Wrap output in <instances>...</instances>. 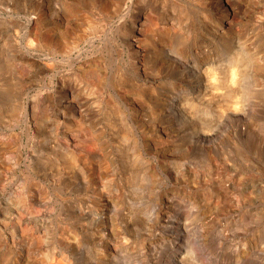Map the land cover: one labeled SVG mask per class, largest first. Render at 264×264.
I'll return each mask as SVG.
<instances>
[{"label": "rangeland", "instance_id": "obj_1", "mask_svg": "<svg viewBox=\"0 0 264 264\" xmlns=\"http://www.w3.org/2000/svg\"><path fill=\"white\" fill-rule=\"evenodd\" d=\"M160 1L154 14L179 27L157 23L176 34L153 46L138 87L133 64L144 56L132 37L122 40L124 0H0V142L10 143L0 144L8 162L0 167V264H35L43 253L53 264H168L178 244L196 264H264V20L256 13L264 0L239 9L228 40L216 32L212 2ZM62 4L73 9L68 19ZM136 14L128 17L139 30ZM32 20L71 45L37 48ZM124 80L137 93L118 89ZM66 135L106 170L94 162L88 173L79 163L71 173ZM17 212L34 241L12 242Z\"/></svg>", "mask_w": 264, "mask_h": 264}, {"label": "bare ground", "instance_id": "obj_2", "mask_svg": "<svg viewBox=\"0 0 264 264\" xmlns=\"http://www.w3.org/2000/svg\"><path fill=\"white\" fill-rule=\"evenodd\" d=\"M45 1V0H44ZM160 1V0H159ZM175 1L176 5L177 6H188L190 4H210V2H212L215 6H217V10L218 12L220 13V17H219V20L217 21V23H214L215 25V28H216V32L218 33V35L220 36V38L222 39H227V37L231 34L233 28L235 27V18L237 16V14H239V9H241L243 6H245V4H250L252 0H173ZM161 2V1H160ZM55 3V2H54ZM59 3V2H58ZM155 0H124V3H123V7L121 9V16H120V21L119 23L121 24L122 28H123V31H122V40H128V38L132 37L131 41V48L133 46L135 47H140V49L142 48V52H143V56L142 55L140 56L138 53H137V56H139L140 60L138 62H136L135 64H133V67H134V71L136 72V79L137 81L140 82V84L137 82L138 84V87L139 86H143L145 84V77L143 78L144 74H147L148 73V70L146 68V63H145V60L148 59V56L151 55L152 56H155V52L153 51V46H156L157 43H160V42H165V41H170L173 36V34H176V30L173 31L172 28L170 27H167L165 25L161 26L160 29L157 28V23H165V24H170V26H172V24L174 25L173 27H175L176 29H178V25L176 23V21L173 23L172 20L166 16L165 14H163L162 12H159L157 13V15L154 14V8H155ZM53 4V3H51ZM203 5V4H202ZM47 6V5H46ZM49 6V5H48ZM47 6V7H48ZM53 6V5H52ZM200 6V5H198ZM59 7L61 8L60 9V12L62 13L61 16L63 17H66L67 19L69 18V13L72 12L73 9H67L68 7L67 6H63L62 5H59ZM150 8L147 12H141V10L144 8ZM254 7V6H253ZM55 8V7H54ZM58 8V7H57ZM258 9V8H256ZM38 10V9H37ZM41 10V9H39ZM136 10V16H135V19L139 18L141 19V23L140 24V29L138 30L137 27L138 25L135 23V21L133 19H130V17H128V14L130 15V13H132L133 11ZM55 11V9H54ZM53 11V12H54ZM101 11V10H100ZM183 11V10H182ZM56 13H57V10H56ZM255 13V12H254ZM257 13V17H258V20L259 21H263L264 20V12H261V11H256ZM53 14V13H52ZM177 15V14H176ZM186 14H182L181 16H185ZM36 16V15H35ZM47 17V16H46ZM50 17V16H49ZM57 18V17H56ZM172 18V17H171ZM237 18V17H236ZM37 21H41L43 19H41V17H39V15H37V18H36ZM46 20V18H45ZM63 20V19H62ZM237 20V19H236ZM33 21V20H32ZM31 21V26L32 28L30 29V32L32 33L31 35H33L36 39V46L37 48H42V47H46L47 49H49V51H54L55 49L59 50L60 52H65V50L71 45L70 41H68L65 33H63V35L59 36L58 38L55 37V39L52 37H49L44 35V33L42 34L41 30H40V25L39 23L37 24L35 21L32 22ZM47 21V20H46ZM65 21V20H64ZM86 23L88 27L90 28H94L96 29V22L94 20H92V17L90 16H85L83 17V23ZM257 23V22H256ZM261 23V22H260ZM45 24V23H44ZM58 24V23H57ZM42 25V24H41ZM46 25V24H45ZM53 25V23H52ZM75 25V24H74ZM73 25V26H74ZM238 25V24H237ZM59 28H61L62 26L59 24L57 25ZM73 26L71 28H73ZM79 27V26H78ZM180 29V28H179ZM43 30H44V27H43ZM182 30V29H181ZM69 31V30H68ZM52 32V31H51ZM63 32H66L63 31ZM71 29L69 31V33H71ZM53 34V32L51 33ZM235 34V33H234ZM79 36V35H78ZM228 40V39H227ZM230 43V42H229ZM28 49L31 48L32 46V42L31 40L27 43L24 44ZM44 47V48H45ZM130 48V47H129ZM157 49V48H156ZM132 50V49H131ZM238 53V52H237ZM135 54V53H134ZM163 54V53H162ZM200 54V53H199ZM157 58V56H156ZM239 61V60H238ZM10 62V61H9ZM192 64V63H191ZM230 66V65H229ZM214 67V66H213ZM234 65L232 66L231 65V68H233ZM194 68V67H193ZM216 68V67H215ZM218 68V67H217ZM230 68V69H231ZM237 67L235 66V69ZM11 69L13 72L17 73L18 71L15 70L14 67L11 66ZM235 69H232L231 75L234 74L235 76ZM260 69V68H259ZM10 70V69H9ZM210 70V68L208 69ZM214 70V69H213ZM213 70H211V72H213ZM187 71V70H186ZM216 71V70H214ZM258 71V70H257ZM191 72V71H190ZM210 72V75L214 74L212 73L211 74ZM12 73V72H11ZM86 74H88V76H95L96 73L94 71V68H88L86 70ZM217 74V73H216ZM188 75V74H187ZM216 76V75H215ZM237 76V75H236ZM155 77V76H154ZM211 77H213L214 79V75H212ZM236 78V77H235ZM129 79V78H128ZM217 80V79H216ZM236 79H234L235 81ZM129 81V80H128ZM219 81V80H218ZM217 81V82H218ZM211 82V81H210ZM217 82L215 84H217ZM222 82V81H221ZM231 82V80H230ZM229 82V84H230ZM130 83V84H129ZM239 83V82H238ZM135 82L133 81H129V82H126L125 80L124 81H120L119 84H118V89H121L124 94H126V92H134V93H137V90L134 86ZM130 85V86H129ZM132 85V86H131ZM222 85V84H221ZM224 85V84H223ZM233 85V84H232ZM237 85V84H236ZM239 86V85H238ZM215 87V86H214ZM222 87V86H221ZM143 88V87H142ZM218 88V87H217ZM150 89V88H149ZM230 89V88H229ZM227 90V89H226ZM224 90V91H226ZM139 91V90H138ZM237 91V90H236ZM235 93V90H229L227 92V95H232ZM240 93V92H239ZM223 94V93H222ZM241 94V93H240ZM245 94V93H244ZM175 95V94H173ZM136 96V101H140L139 100V97L135 94ZM224 96V95H223ZM237 96V94H236ZM247 96V95H246ZM243 97V95H242ZM67 98V95L66 94H63L62 95V100L65 101ZM228 98V97H227ZM241 98V97H240ZM135 101V100H134ZM135 101V102H136ZM177 101V100H176ZM134 103V102H133ZM137 105V104H136ZM178 105V104H177ZM192 105V104H191ZM190 105V106H191ZM194 105V104H193ZM192 107V106H191ZM194 107V106H193ZM184 109V108H183ZM182 109V110H183ZM138 110V109H137ZM172 110L175 111L176 113V116H180L181 114L179 113L177 107L174 105L172 107ZM189 112V111H188ZM11 113L13 114L14 113V109H11ZM204 113V112H203ZM194 114V113H193ZM24 118L27 119V117H29V111L27 110H24ZM34 116L33 112H32V115ZM178 119V118H176ZM80 120L79 121H75L74 122V125H72L73 128L77 129L78 127H80ZM3 130L5 131H8L10 129H7L6 126H3L2 127ZM252 129V128H251ZM125 136V133H122V136L121 137H124ZM9 143V142H8ZM7 142H0L1 144V148L2 149H9L10 148V143L8 144ZM64 144L67 146V149L69 151V156L66 158V167L71 170L70 172L71 173H75V171H77L78 166L77 164H82L83 165V169L87 170L88 173L91 171L92 167L95 165L94 162L96 163H99L101 164V169H103L104 171L106 170L107 166H106V163L104 162V160L101 158V159H96L94 160L93 159V156L90 154V153H87L85 150L83 151L81 149V143L78 142V141H74L70 136H65V142ZM69 144H72V147L74 148V152L71 153V150L72 148H69L68 145ZM124 154V153H123ZM125 156V155H124ZM128 157V156H127ZM3 164V167H7L8 166V162L7 161H3L0 160V167L2 166ZM100 166V165H99ZM218 168V167H217ZM67 169V170H68ZM131 169V168H129ZM74 170V171H73ZM130 171V170H129ZM183 171V170H182ZM194 171V170H193ZM69 172V171H67ZM181 172V171H180ZM222 173L223 172V169L220 167L219 170H218V173ZM173 173V172H172ZM192 174V173H191ZM226 174V173H225ZM90 175H93L92 173ZM102 175V174H101ZM169 175V174H168ZM98 177V175H97ZM222 177V176H221ZM90 177H89V182L90 181ZM220 182V181H219ZM239 182V181H238ZM93 185V184H92ZM214 186V185H213ZM102 187V186H101ZM215 187H217L215 185ZM88 188V187H87ZM193 188V187H192ZM104 189V188H103ZM98 192H102V190H99L95 187H92V193L94 195H96ZM218 193L221 194V190L218 191ZM227 193H230V189H226V188H223L222 189V194L225 196ZM236 193V192H235ZM221 194V195H222ZM249 194V193H248ZM106 196V195H105ZM230 196V195H229ZM14 201H16V203L18 204H23L24 203V198L23 196L21 195H14ZM235 203V202H234ZM232 204V203H231ZM226 205V204H225ZM29 206V205H28ZM226 209V208H225ZM231 209V208H230ZM212 210V209H211ZM210 210V211H211ZM218 210V209H217ZM82 211V210H81ZM28 212V210H27ZM86 212V211H85ZM87 214V213H86ZM206 214V213H205ZM15 215V214H14ZM16 223H17V227L18 230H16V234L15 232H11L10 233V237L12 238V242H13V238H18L19 240H23V241H34V236L30 233V234H26L27 231L26 230V226L25 227H22L21 228V223L23 221V216L21 215V213L17 212L16 213ZM209 216V215H208ZM217 216V215H216ZM182 218V217H181ZM192 218V217H191ZM76 219V218H75ZM107 219V218H106ZM219 221V220H218ZM178 224L176 225H179L181 226L182 228H184L186 226V221L184 219H179L178 221ZM3 223H6V222H3ZM26 224V223H25ZM112 224V223H111ZM202 224V223H201ZM14 226V225H13ZM199 226V225H198ZM226 231V230H225ZM110 232V231H109ZM184 232V231H183ZM185 236V235H184ZM74 237V236H73ZM64 239L66 240V238L64 237ZM112 239V237H111ZM117 239V238H116ZM168 240V239H167ZM38 241V240H37ZM68 241V240H67ZM14 243V242H13ZM111 243V242H110ZM118 243V242H117ZM260 244V243H259ZM258 244V245H259ZM187 245V244H186ZM112 246V245H111ZM262 246V245H261ZM245 247V246H244ZM108 248V247H107ZM189 247L187 246H181V244H178L177 246V253H172L170 252V250L167 251V257H166V262L168 264H196L194 263L191 259H190V253L188 252ZM238 248V247H237ZM111 250V249H110ZM112 251V250H111ZM109 252V251H108ZM260 252V251H258ZM100 255V254H99ZM35 264H53L52 262V259L51 258H48V255L43 253L40 257H39V260H35L34 262ZM244 263V262H243ZM33 264V263H31Z\"/></svg>", "mask_w": 264, "mask_h": 264}]
</instances>
